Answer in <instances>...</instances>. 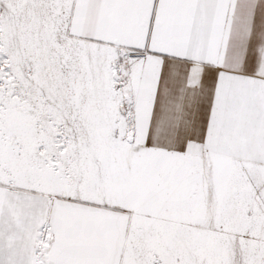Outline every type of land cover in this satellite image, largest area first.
Wrapping results in <instances>:
<instances>
[{
    "label": "snow or ice",
    "instance_id": "1",
    "mask_svg": "<svg viewBox=\"0 0 264 264\" xmlns=\"http://www.w3.org/2000/svg\"><path fill=\"white\" fill-rule=\"evenodd\" d=\"M0 264H264V0H0Z\"/></svg>",
    "mask_w": 264,
    "mask_h": 264
}]
</instances>
